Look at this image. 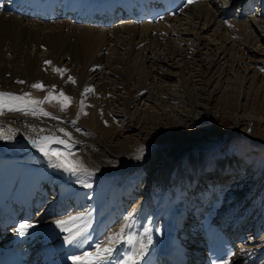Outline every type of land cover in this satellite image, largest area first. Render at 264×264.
I'll return each mask as SVG.
<instances>
[{"label":"bare ground","instance_id":"1","mask_svg":"<svg viewBox=\"0 0 264 264\" xmlns=\"http://www.w3.org/2000/svg\"><path fill=\"white\" fill-rule=\"evenodd\" d=\"M185 12L186 16L165 19L154 25L126 22L110 29L67 21L43 23L0 14V91L17 95L29 92L33 99L43 100L54 90L55 93L63 91L72 99V106L64 111L59 108L56 115L50 103L41 105L58 119L19 113L0 116V121L9 124L0 123V135L9 137L4 140L9 151L15 152L12 157L16 172L28 170L29 167L24 166L33 161L41 177L55 179L59 174L66 182L60 187L77 191L84 181L94 187V196L85 208L72 216L81 217L72 221L71 230L76 237L90 236L100 214L118 210L112 214L116 217L128 204L127 210L142 206L144 197L140 200L143 193L139 181H132L138 185L131 180L127 182L130 177L127 169L141 173L142 168L146 174L151 154L136 153L148 148L153 153L168 145L171 149L187 151L189 144L183 142L187 137L184 130L190 124L213 122L212 129L217 131L225 123L224 119L232 122L234 129H240L241 124L246 129L244 124L247 123L260 128L259 135L248 132L247 137L254 145H264V77L260 78L264 74L260 72L264 68L261 59L264 56L259 53L262 51L264 55V19L231 20V26H227L226 21H222L217 1L211 5L193 4ZM251 56L256 60L250 59ZM191 60L193 67L185 66L186 61ZM167 62L174 64L164 70L176 74H167L157 66L167 65ZM53 68L66 69V72L61 77ZM146 73L157 78L151 83H157L156 94H149ZM69 76L75 80L74 84L68 81ZM110 76L115 79L114 84H108ZM167 76L175 83L169 89L164 86ZM18 80L25 83L19 84ZM37 82L44 86L42 90L30 87ZM157 86L160 87L157 89ZM85 88L93 91L82 97ZM136 95L138 105L134 101ZM178 103L187 106L188 112L184 115L185 111H177L169 117L167 112ZM61 128L76 142L69 159L79 160L93 173L91 176L73 177L49 167L45 157L30 142L48 135L67 140L58 131ZM149 131L155 137L160 136L157 143H149L146 137ZM162 138L174 142L162 144ZM144 141L146 147L141 148ZM222 141L220 139L216 145L205 142L199 145V150L194 148L199 153L197 157H187L190 164H201L198 154L210 157L209 151ZM53 147L63 151L62 145ZM227 157L225 164H234L236 168L241 165L251 171V165L243 158ZM191 159L198 162L192 163ZM239 174L245 176L246 173ZM117 184L118 191L109 199V192ZM134 191L137 196L133 195Z\"/></svg>","mask_w":264,"mask_h":264},{"label":"snow or ice","instance_id":"2","mask_svg":"<svg viewBox=\"0 0 264 264\" xmlns=\"http://www.w3.org/2000/svg\"><path fill=\"white\" fill-rule=\"evenodd\" d=\"M195 0H188V3H193ZM45 64L50 65L51 61H45ZM54 72L63 73L66 72V69L53 68ZM68 81H71L73 84L75 80L69 76ZM17 83L23 84L25 83L22 80H18ZM32 89L42 90L43 85L39 82L33 83L30 85ZM53 88L55 86L53 85ZM93 90L90 88H85L84 93H82V97L85 93L90 94ZM54 97L52 93L49 92L48 95H45L43 100H35L32 98L31 93L24 92L20 95L0 91V116H3L7 113H19L24 116H33V117H50L52 119H58V117L51 116L49 112L45 111L42 104L51 103ZM71 101V97L64 94L63 91L59 94V99L57 102L60 104V110L64 111L69 102ZM81 105L83 106V101H81ZM75 125V121L72 122ZM63 133V136L67 138V140L56 137L54 135H48L43 137H37L36 139L31 140L32 145L39 151L45 159L48 161L49 167L58 169L68 175L73 177H81V176H91L93 173L84 166L79 160H72L69 157L72 155V145L76 143L72 140L71 135L65 131L63 128L58 130ZM4 135H0V139H6ZM53 145H62L63 151L60 148H54ZM142 151V149H141ZM86 187H90V184H85ZM81 217H69L68 221L58 220L56 221L57 227H60L62 230H66L63 226L67 224L69 221H75L80 219ZM131 217L125 218L118 232H113L108 235L106 241H102L100 244L95 246L94 252H84L80 256H71L69 259L72 261V264H105V262L112 256L115 247L121 243H126L133 247V252L131 255L126 257L123 261V264H138V257L143 256L145 251L147 250V246L151 244L150 236L147 239V242L144 241L139 242V247L137 248V241H135L132 237L126 236L127 230L131 227ZM33 227L31 224L21 223L19 225V234L23 236L28 228ZM145 236H148V231L146 230L144 233ZM75 239V237H67L66 242L71 243ZM107 246H103L104 244ZM230 257L226 260L221 261V264H229Z\"/></svg>","mask_w":264,"mask_h":264},{"label":"rangeland","instance_id":"3","mask_svg":"<svg viewBox=\"0 0 264 264\" xmlns=\"http://www.w3.org/2000/svg\"><path fill=\"white\" fill-rule=\"evenodd\" d=\"M262 47L263 46H261V49H262ZM251 49H252V47H249V50H251ZM259 53L261 54V56H264V55H262V51H260ZM245 57H246V55H245ZM250 59L256 60V58H253L252 56L250 57ZM261 59L264 60L263 57ZM174 62L172 64H174ZM186 62H185L186 63L185 66L193 67L192 60L191 61H186ZM256 62H255V65H256ZM172 64H168V62H167L168 66L165 65V64L161 65V66H159V65H157V66L160 69L164 70V67L168 68ZM180 64H182V62H180ZM189 64H190V66H189ZM250 68L252 69V66H250ZM191 70H189V72ZM164 71H167V70L165 69ZM260 72H264V68L260 69ZM166 73L170 74V75H173L175 72L167 71ZM263 75L264 74H262V76H260V78L264 77ZM62 76L63 75H61V77ZM146 76L148 78L147 84L149 85L150 91H151L149 94H156L157 93L156 92L157 83L156 84H151V83L152 82H156L157 78L153 77L151 73L150 74L146 73ZM172 80H173V78L170 77V76H167L165 78V80H164L165 89H169V88H171V87H173L175 85V83H173ZM107 82H108V84H114L115 83V79L112 76H110V77H108ZM159 87L160 86H157V89ZM51 93H52L53 97L55 96L54 99L52 100L54 102L50 103V105H52V107L54 109L53 114H55V113H57L59 111V108H60V104L57 102V100L59 99V94L60 93H55L54 90H52ZM144 95H145V93H144ZM71 101H72V99H71ZM71 101L69 102L68 107L72 106ZM134 101H135L136 105L139 104L140 101L137 100V95H136V99ZM178 104H176V107H172L171 108V110L173 112L171 110H170L171 112H167V115L169 117L171 116V114L172 115H176L177 111L178 112L179 111H185L183 113H184V115H186V113L188 112V107L185 106V105L183 106L181 103H178ZM174 106H175V104H174ZM47 108L49 109L48 106H47ZM49 110H51V109H49ZM160 114L164 115V112L161 111ZM220 120H221V118H220ZM113 121H115V123L117 124V120L116 119H114ZM224 121H225V123L222 126L218 127L217 131L212 129V126L215 124L213 122L209 123V125L207 123H204V124H201V123L198 124L197 123V124L188 125V127L184 130V131H187V137H185L186 139L183 140L184 144H189L187 147H189V148L191 147V149L187 148V151H181V150H178V149H171L170 145H168V144H172L174 142V140L172 139L171 141H167L168 139L162 138L161 143L162 144H166L167 143L166 145H168L167 146L168 148L163 147V150H158L157 149V150L153 151V153H150V148L144 149L142 151L137 152L136 154H138L140 156H147V155L151 154L150 155L151 164L148 165V167L146 168L147 169V170H145V172H147L146 174L148 175V174H151L152 172L156 171L155 175L157 177H159V178H163V177H165V175L168 172H170L169 174H172L175 171H179L180 169H178V166H180V164L182 162V156L190 157V158L193 157V156L197 157L196 154L199 153V152L195 151V149L199 150L198 149L199 145H201V144H203L205 142H210L209 145H211V144L212 145H216V144L219 143L220 139H223L221 144H223V143L226 144L225 146H226V148L229 151L236 152L239 155V157H242L243 159H245L244 161L247 160L246 162L251 165V167H252L251 171H248L247 168L244 167L246 169V171H245L246 179L245 180L249 181V183H252V182L254 183L256 180L259 179L258 176H261V181H264V147H263L264 145H262V144L260 146L254 145L255 143L253 142V140L247 137L248 136V134H247L248 132H251L253 136L254 135H259V132H260L259 129L260 128L257 129V127L254 128L253 126H248V124L246 123V124H244V125H246L245 126L246 129L243 128L242 124L240 125V126H242L240 129H234V127H233L234 125H233L232 122H229V121H227L225 119H224ZM146 126H148V125H146ZM143 128H149V127H143ZM155 128H159V126H156ZM107 130L109 131L110 128H108ZM116 130H119V127L117 125H116ZM256 132H258V133H256ZM225 135H228L226 137V139H224ZM263 135H264V133H263ZM110 136H111V134H110ZM146 137H147V140H150V142H149L150 144L151 143H157L158 142L157 140L160 139L159 135H156V137L153 136V133L151 131L146 132ZM162 137H164V135H162ZM168 142H170V143H168ZM220 145L213 146V148H217ZM180 146H183V145H180ZM145 147H146V141H144L143 146L141 148H145ZM206 153H207V151H206ZM216 154H220V153L219 152H215V153H213L210 156V158H212ZM200 156L202 157V154L201 155L198 154L199 158H200ZM239 160L241 161V159H239ZM191 162L192 163L198 162V160L197 159H191ZM187 169H188V167L184 168V170H187ZM127 170L129 172L131 178L129 177L126 181L127 182L130 181V180H131V182L135 181L136 179H134L135 177H132L133 173L130 172L131 170L130 169H127ZM258 170H260L261 173ZM140 172L144 174V171H143L142 168L140 169ZM153 180L155 181L154 178H153ZM133 184L134 185H138L137 183H133ZM143 197H144V195L142 194L140 200Z\"/></svg>","mask_w":264,"mask_h":264}]
</instances>
